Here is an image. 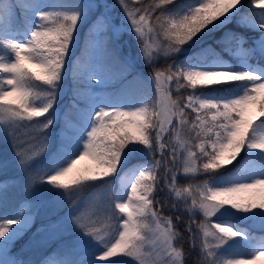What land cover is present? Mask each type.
Here are the masks:
<instances>
[{
	"label": "snow or ice",
	"instance_id": "1",
	"mask_svg": "<svg viewBox=\"0 0 264 264\" xmlns=\"http://www.w3.org/2000/svg\"><path fill=\"white\" fill-rule=\"evenodd\" d=\"M118 2L149 67L161 54L174 58L236 16L239 26L258 35L245 48V37L224 33L220 43L237 42L234 53L225 47L235 63L201 49L153 68L146 83L154 89H142L143 77L134 78L116 99L101 94L116 79L115 53L105 42L103 59L94 55L99 36L115 26L106 12L98 11L89 25L91 50L82 49L69 64L78 27L102 7L97 0H0V135L13 140L23 172L8 177L2 174L6 163H0V188L6 194L19 181L28 193L16 202L12 218L0 213V264H23L10 247L30 226L34 210L38 214L32 198L37 188L70 199L89 183L109 187L121 169L119 190L109 195L114 208L110 203L102 209L108 223L94 227L98 220L71 211L62 218L77 233L72 249L83 259L54 264H187L183 246H177L181 222L189 248L197 252L192 264H264V11L259 19L255 12L242 13L243 0ZM252 5L264 9V0H250ZM66 71L73 81L75 119L54 111ZM129 86L137 94L125 101ZM58 120L56 148L33 167L47 153ZM144 153L147 160L125 167ZM85 159L90 163L82 164ZM181 175L208 179L181 187ZM181 205L186 221L176 215L174 223L163 214L166 207L179 212ZM237 220L251 224L240 227Z\"/></svg>",
	"mask_w": 264,
	"mask_h": 264
},
{
	"label": "trees",
	"instance_id": "2",
	"mask_svg": "<svg viewBox=\"0 0 264 264\" xmlns=\"http://www.w3.org/2000/svg\"><path fill=\"white\" fill-rule=\"evenodd\" d=\"M109 1V0H107ZM182 2V0H181ZM103 4L107 6V8L111 11L113 8V3L112 2H105L102 1ZM111 3V4H110ZM244 8L241 9V12H255L256 19H259V13L261 11H264V9H261L255 5H252L251 8H249L250 0H243ZM239 19V16L233 17L230 22L225 23L222 27H219L215 29L212 32H205L203 35H199L198 38H195L196 42L192 46L186 47L184 51L181 53L177 54L174 58H169L165 59L164 57L160 56L159 59L156 60L155 64L152 66L153 68H159V69H164L167 67L168 64L172 63V60L175 59L176 61H181L183 60L186 56H190L193 53L199 52L201 49H208L211 48L212 50L215 51L216 54H219L221 57H227L229 52L225 51V47L228 46L233 50L237 48V42L235 40H232L230 43L225 42V43H220L219 41L221 38L224 36V33H237L239 36H244L246 39L250 37V32L246 28H243L237 24V20ZM112 20L116 24H120L122 21L124 22V25L126 26V30L128 29V22L124 20L123 18H120L117 15H112ZM126 31L117 29L115 26L111 27L107 32L101 34L98 38V47L96 48V51L94 53L95 58L97 61H101L104 56V45L105 42H107V47L108 49L114 51L115 57H114V62H111V71L113 75H115L116 79H114L106 89L103 90L101 93L102 95H110L113 96L116 99H119L120 96L118 94L121 93L122 88L125 85H129L130 81H133L135 77H137V70L135 68H139V66L135 67V62L132 57V51L130 48L127 46L124 48L125 49V54L122 53L119 50V46L121 43L124 45L128 43L129 39L127 34L125 33ZM89 33V28L87 23H83L78 27V33H77V40L73 44L72 50H71V55L69 57V64H71L72 60L78 56L81 55L82 49H89L91 50V45H90V40L88 37ZM248 43V42H247ZM246 43V44H247ZM211 56V54H209ZM235 61V59H234ZM133 63V64H132ZM143 68V72H141L143 75L149 74V69L145 65H141ZM129 73L128 75H124V73ZM141 76H138L140 79ZM65 81L68 86L66 94L59 98L54 111H58L59 114L63 117L64 113L67 112L69 116H71L73 119L76 118V110L72 109L70 107L72 103V98H73V81L71 79V75L69 72L66 71L65 73ZM183 83V81H181ZM99 88V86H97ZM141 87L144 90L149 89L150 85L146 83V79L143 78V81H141ZM174 89V88H173ZM173 91L172 95L173 98L177 95V93ZM137 94V90H135L132 86H129L128 92L124 93L123 99L125 101H131L134 96ZM180 95H185L187 94L186 92H181L179 93ZM60 125L61 121L58 120L57 124L53 126V129L58 127V130H60ZM60 133L58 132L55 143L52 146L50 150L47 151V158H49L50 154L53 152V150L56 148L57 145V137ZM38 140L41 138L40 135H37ZM2 148V145H0V150ZM17 151L16 147H13L9 153L10 154H15ZM7 153V152H6ZM147 157L144 154L137 155L134 157L132 160L129 161V165H126L125 167L130 166L131 164H135L138 161H143V159ZM239 159V158H238ZM18 163V162H17ZM82 164H88L90 163L89 160L85 159L84 161L81 162ZM236 166V162H233L232 165L227 166V171L231 172L234 170ZM14 170V169H13ZM223 172V170H222ZM123 173V169H121L117 174ZM2 174H6L8 177H18L15 174H11L10 170H2ZM208 178V177H207ZM100 183H89L85 186H83L80 190L86 191L90 189L91 187H94L96 185H99ZM28 193L23 189V186L19 183V181L16 182V186L14 188H9L7 190V193L5 194L4 189L2 188V196L0 197V213L3 212H8L9 213V218L11 216L12 210L15 207V204L17 201H19L21 198L26 196ZM39 194V195H38ZM162 196V195H160ZM51 197H53V194L48 191L47 188L41 187L37 188L34 193H32V198L37 202V207H38V214H36V210H34V223L33 225L28 228L26 231L20 234L19 238L15 241L13 248H15L17 245H20L21 243H24L28 238L30 237L31 233H33L38 227H43L47 221H50L52 219H55L58 216L59 212H47L42 209L40 206L41 201L48 200ZM80 197V196H79ZM171 202V201H170ZM166 216H174L175 215H180L182 217V221H186V213L181 209L179 212H170L169 210L165 212ZM173 221L175 223V216L173 217ZM179 229L183 234V239L178 242L177 246H183L184 252L187 254V264H192V261L196 259L197 257V252L192 251L189 248V240H188V233L184 232V223L181 222L179 225ZM36 243V242H35ZM40 245L36 243V245H32L30 248L25 250L22 253V256H24L25 261L29 262V259L31 255H35L36 253L39 252ZM250 257H245V259H249ZM259 264V262H258Z\"/></svg>",
	"mask_w": 264,
	"mask_h": 264
},
{
	"label": "rangeland",
	"instance_id": "3",
	"mask_svg": "<svg viewBox=\"0 0 264 264\" xmlns=\"http://www.w3.org/2000/svg\"><path fill=\"white\" fill-rule=\"evenodd\" d=\"M102 1H105L108 3L112 2L113 3L112 10L110 11L108 9H105ZM97 2H99L102 7L99 10H93L92 12H90L89 19L86 22L88 24V28H89V25L91 24L92 20L97 15L98 11H104L110 17H111V14L117 15L120 18H123L125 20V13H124L120 3L118 2V0H109V1L97 0ZM119 29L125 30V26L122 29L121 28H119ZM249 32H250V37L247 39L248 43L247 44L245 43L243 45V47H245V48L252 46V41L258 35V33H254L250 30H249ZM125 33L127 34L129 41L125 45L123 43H121L119 46V50L125 54L124 48L126 46L131 49V51H132L131 53H132V57H133V60L135 62V65L133 63L132 64L135 67L139 66V68L138 67L135 68L137 70L136 71L137 77H135V78L139 81L140 79L138 78V76H141L144 79H146V81H147L149 74L143 75L141 73V72H143V68L141 67V65H145L150 70L149 73L153 71V67H149V65L144 62L143 53L140 50V46L138 45V42H137L135 35L133 33L129 32L128 29L126 30ZM242 37H244V36H242ZM192 45H194V44L186 45L184 47V50L186 49V47L192 46ZM235 50H233V53L235 52ZM161 56L163 57L162 54H161ZM222 58L224 60L230 62V63H235L233 55L228 54L227 57H222ZM140 70H141V72H139ZM149 85H150L149 89H154V87H155L154 84H149ZM172 88H175L174 84L172 85ZM67 89H68V86H67L65 78H64L63 83L60 86L59 98L63 97L66 94ZM153 95H154V93H153ZM55 112L59 113L57 110ZM40 119L42 120L43 117H41ZM58 132H59L58 127L54 128V129L52 127L50 129L49 136L51 139V145L48 148V150H50L52 148V146L54 145ZM40 139L38 140V137L36 136L37 145L39 144ZM28 143H31V141H29ZM0 145H2V148L0 150V163H6V168H4V170H10L11 174H15L18 177H21L23 175V172L18 167V163H17L18 161L16 159V156H15V154L9 153V151L14 147L13 140L10 138L6 139L2 135H0ZM20 147L24 148V147H26V145H20ZM28 150L30 151L31 149H28ZM47 154L48 153L44 154L39 160H36L32 166L35 167L36 165L42 164L45 161H47L48 160ZM144 155L147 157H145L143 159V161L147 160L149 158L147 153H144ZM120 175L121 174L119 173V174H117L116 177L111 178L112 184L107 188L102 187L101 184H99L98 186L92 188L90 191H89V189L86 191H82V192H81V190L72 191L70 199L67 196L64 198H60V197H56L53 195V197H51L50 199L41 201L40 206L42 207L43 210L46 211V213L47 212H56V213L59 212V213L55 219L47 221L46 224L43 226V228L38 229L37 232L33 236V239L37 237L40 244H41L40 249L42 250V259L38 264H43V262L45 260H48L50 262V264H54V262H56L58 260L74 261V260L83 259V256L78 254V252H79L78 249H72V243H73L74 238L77 235V233L73 230L72 227L69 226L67 221L61 222L62 218H64L66 216V214L69 213V211L72 212V215H77V214L82 213L85 217L90 216L91 219L99 221V223H96L95 225H93L94 227H103L104 224L108 223V221L104 218V214L102 212V209L107 207L110 203L112 204V206L114 208V202L109 200V195L112 192L119 190V187H120L119 176ZM205 179H208L207 176H205V175H197L195 177H189V178H185L183 175H181L177 179V184H178V186L183 187V186H186L188 184L199 183ZM242 182L250 183L251 181H242ZM160 195H162V194H158V197H157L158 199L162 198V196H160ZM169 203H171V202H169ZM73 204L75 205V207L70 209V205H73ZM181 209L183 210V205H181ZM168 210H169V208L166 207L164 209L163 214L165 215L166 214L165 212H167ZM170 212H173V211H170ZM173 215L176 216L175 214H173ZM174 216H172V217H174ZM185 217H186V220L189 218L187 213H186ZM199 218L200 217H197V219H199ZM68 219L70 220L71 217H68ZM32 223H33V221L31 222V224ZM237 223H239L240 227H248L251 224V221H248L246 223H240V221L237 220ZM193 227H195V225ZM250 231H252L253 234H255V235L261 234L260 230L258 228H251ZM240 247L244 248L246 246L243 243H241ZM25 249H26V246L23 245L17 251L20 252V254H22L25 251ZM10 252H11V250H10ZM11 256L13 258L17 259L12 254V252H11ZM17 260H19V259H17Z\"/></svg>",
	"mask_w": 264,
	"mask_h": 264
}]
</instances>
